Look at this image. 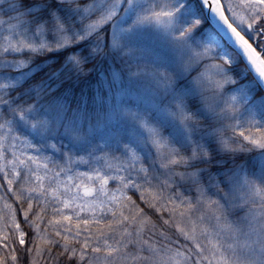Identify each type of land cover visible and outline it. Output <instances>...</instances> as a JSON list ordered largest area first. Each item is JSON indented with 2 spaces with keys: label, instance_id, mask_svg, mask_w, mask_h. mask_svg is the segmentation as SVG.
Wrapping results in <instances>:
<instances>
[{
  "label": "snow or ice",
  "instance_id": "1",
  "mask_svg": "<svg viewBox=\"0 0 264 264\" xmlns=\"http://www.w3.org/2000/svg\"><path fill=\"white\" fill-rule=\"evenodd\" d=\"M0 264H264V0H0Z\"/></svg>",
  "mask_w": 264,
  "mask_h": 264
},
{
  "label": "trees",
  "instance_id": "2",
  "mask_svg": "<svg viewBox=\"0 0 264 264\" xmlns=\"http://www.w3.org/2000/svg\"><path fill=\"white\" fill-rule=\"evenodd\" d=\"M90 94L91 93H94L95 92V84H94V82H93V84L90 86Z\"/></svg>",
  "mask_w": 264,
  "mask_h": 264
}]
</instances>
